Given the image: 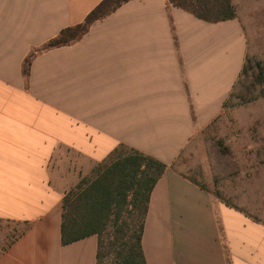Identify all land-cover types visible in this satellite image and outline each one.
I'll list each match as a JSON object with an SVG mask.
<instances>
[{"label": "crops", "instance_id": "obj_1", "mask_svg": "<svg viewBox=\"0 0 264 264\" xmlns=\"http://www.w3.org/2000/svg\"><path fill=\"white\" fill-rule=\"evenodd\" d=\"M101 1L0 0V232L15 234L0 264H98L97 236L62 244L63 199L121 146L166 165L144 223L147 264H264V224L177 168L239 78L244 0L216 24L131 0L80 41L42 49Z\"/></svg>", "mask_w": 264, "mask_h": 264}, {"label": "trees", "instance_id": "obj_2", "mask_svg": "<svg viewBox=\"0 0 264 264\" xmlns=\"http://www.w3.org/2000/svg\"><path fill=\"white\" fill-rule=\"evenodd\" d=\"M131 0H102L77 25L67 27L43 46L60 48L80 41L96 21L105 19ZM179 9L207 23L234 20L236 9L231 0H170ZM245 65L243 72L249 69ZM256 84H264V63L257 64ZM30 58L24 65L29 74ZM166 165L140 151L121 146L109 159L98 165L93 174L65 194L61 240L68 245L90 236L98 237V264L105 245L104 234L113 228L109 249L112 264H147L142 248L145 218L151 193L163 176Z\"/></svg>", "mask_w": 264, "mask_h": 264}, {"label": "rangeland", "instance_id": "obj_3", "mask_svg": "<svg viewBox=\"0 0 264 264\" xmlns=\"http://www.w3.org/2000/svg\"><path fill=\"white\" fill-rule=\"evenodd\" d=\"M237 7L240 19L245 18L247 37L239 78L222 112L195 135L179 157L177 168L264 224V84L254 80L259 73L257 64L264 63V0H244ZM248 64L249 69L243 72ZM14 235L6 239L0 232V247ZM112 238L113 228L109 227L103 236L100 264L113 263Z\"/></svg>", "mask_w": 264, "mask_h": 264}]
</instances>
